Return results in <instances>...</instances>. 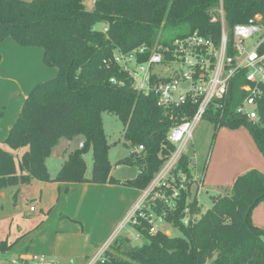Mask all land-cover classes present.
<instances>
[{
  "label": "trees",
  "instance_id": "obj_1",
  "mask_svg": "<svg viewBox=\"0 0 264 264\" xmlns=\"http://www.w3.org/2000/svg\"><path fill=\"white\" fill-rule=\"evenodd\" d=\"M85 1L0 0V42L9 37L20 47H38L43 64L56 70L53 78L31 87L3 141L10 151L25 149L17 165L14 155L0 147V191L32 180L145 190L175 149L166 139L169 129L182 117L189 119L197 105L156 107L153 99L132 90L128 75L112 62L113 55L140 46L169 45L192 33L217 46L221 24L211 19L219 7L229 53L235 25L257 16L264 27V0H95L90 11ZM167 32L173 37L162 41ZM257 111L255 123L231 113L220 121L209 117L212 137L221 126H245L264 158V89ZM104 113L116 116L123 126V142L131 156L121 161L140 167L133 179L121 181L110 174ZM76 136L83 138L82 147L69 152L50 179L45 159L51 149L60 138ZM138 146L143 149L137 151ZM88 147L92 168L86 178L83 156ZM190 161L182 155L174 174L183 173L190 180ZM196 191L190 181L173 206L150 201V210L178 236L160 230L152 234L151 226L141 221L135 229L144 243L137 247L128 238H114L104 251L106 264H264V231L251 222L252 210L264 200V174L252 169L238 176L224 195L210 197L212 206L202 214ZM9 248L0 242V253Z\"/></svg>",
  "mask_w": 264,
  "mask_h": 264
},
{
  "label": "rangeland",
  "instance_id": "obj_2",
  "mask_svg": "<svg viewBox=\"0 0 264 264\" xmlns=\"http://www.w3.org/2000/svg\"><path fill=\"white\" fill-rule=\"evenodd\" d=\"M94 1L95 0L85 1L84 5L86 10H92ZM172 37L173 34L167 32L162 34L161 40L167 41ZM11 41L12 40L9 37H6L0 42V147L5 151L10 150L5 144H3V141L6 138L10 127L17 119L22 103L31 87L38 82L49 80L56 75V70L54 68L47 67L43 64L40 48L30 46L20 47L12 41V43L16 45L14 46L15 49H13L10 46L12 45ZM252 43L253 41H246L244 45L247 49H250ZM23 51H28L30 54L28 55ZM238 87L239 82H236L233 85L232 90L234 97L233 105L242 101ZM102 128L109 145L107 158L111 166V176L121 181L135 178L140 167L134 162L129 164L121 161L122 159L131 156V148L126 146L123 142V126L121 122L116 116L104 113L102 115ZM213 130L212 122L208 118H202L195 125L191 139L183 150V154L191 158L194 162L192 167L195 177L201 178V170L203 166L205 164L209 165L210 159L212 158L213 160L217 159L218 163L225 168V171L239 165L241 161H246L248 164L254 161V154L246 142L247 137L251 139L250 141L253 143V147H256V145L251 138L249 130L245 126H241L238 129H229L228 127L221 126L216 130L214 137H212ZM81 143H83V138L81 136L73 137L70 140L67 138H60L58 140L56 145L51 149L50 155L45 159L46 171L50 179H53L56 176L64 159L67 158V154L79 149ZM24 150L25 149H20L16 152L10 151L14 155L16 165L17 158H19ZM83 158L86 164L85 176L88 178L92 168V149L90 147L86 149ZM34 181L38 183L37 180ZM35 182L29 185L10 187L14 189L9 193L15 194V189H19V191L12 199H10V195L6 197L3 205L4 208L2 210L4 215L11 214L12 212L10 210L14 208L15 212L25 214L31 202H33L32 204L40 203L41 206H43V204H49V207H47L51 208L49 215L40 213V210L36 212V214H31L36 216L42 215L43 219H46L47 217L48 221L43 224H37L38 226L28 233L26 242V247H28V249L25 248L26 250L20 255H26L27 257L30 256L34 262L40 256H46L44 251L49 249V242H43V236H45L43 233L48 232V238L52 236L51 231L54 226L53 223L55 219H58L59 214L57 213V210L61 209L63 203L67 201L68 198L73 199V197H77V190L75 188L69 187V190L67 191L66 187L61 186L59 183L41 182V184L46 187L42 191V199L39 200L35 197L38 189L37 184H34ZM48 187L51 188V190H48ZM111 187H113V190H105L103 188L96 190L97 188H93L92 194H90L89 199L86 200V236L99 233L102 235L101 240L105 241L111 233H113L115 234L113 235L114 237L111 236L108 242H111L114 238L125 237L131 241V245L139 247L144 243V240L139 236L138 231L129 225H126L121 229L119 227L124 219L123 216L125 215V212L132 202L134 206L143 191L133 190L122 186ZM59 188L61 192L58 193ZM132 191H135L138 196L135 201L131 198ZM194 191L195 189L191 187V192ZM225 192L226 191L220 195H224ZM215 194L216 191L213 190H209V193L207 194L205 190L199 189L197 194V204L200 208L201 214L212 206L210 196H216ZM34 198H37L35 199L36 201ZM52 199L53 201H51ZM34 201L36 203H34ZM262 202H260L252 212L258 208ZM52 206H54V209H52ZM32 208L34 209V207ZM261 216L263 218L262 226H264V213ZM102 220L103 222H101ZM252 224L254 225L255 223L253 222ZM155 228L164 233L168 232L172 237L179 235L176 230L171 229L163 221L159 225H155ZM261 230L264 231V228ZM262 240L264 241V235L262 236ZM91 245L96 247V243H91ZM99 248H97L95 251L96 253L93 256L99 252ZM1 253L3 254V252ZM12 260L15 261V263H12ZM70 261L74 264L78 262L73 258L58 262L60 264H70ZM7 264L29 263L18 261V257L11 256Z\"/></svg>",
  "mask_w": 264,
  "mask_h": 264
},
{
  "label": "built area",
  "instance_id": "obj_3",
  "mask_svg": "<svg viewBox=\"0 0 264 264\" xmlns=\"http://www.w3.org/2000/svg\"><path fill=\"white\" fill-rule=\"evenodd\" d=\"M216 15L211 22L219 20L221 24V39L217 46L211 39L192 33L175 38L169 45L157 44L152 49L140 46L130 52L113 55L112 62L128 75L132 90L153 99L156 107L169 110L187 103L197 105L189 119L182 117L179 124L169 129L166 139L175 149L143 190L120 229L126 225L135 228L145 221L151 226L150 233H155L158 230L155 225L163 220L150 210V201L157 199L173 206L180 191L186 190V184L192 181L198 185L195 184L198 178L189 180L185 174L174 172L195 125L202 118L213 119L214 116L220 121L231 113L248 123L259 119L257 109L264 89V27L257 16L235 25L229 53L221 7ZM246 41H253L250 49L245 47ZM236 82H239L242 101L233 105L232 90ZM118 84L122 85V82ZM142 149L138 146L137 151ZM199 189L200 185L196 196ZM33 210L30 207V211ZM110 243L84 264H106L104 251ZM36 261L43 263L44 258L40 256Z\"/></svg>",
  "mask_w": 264,
  "mask_h": 264
},
{
  "label": "crops",
  "instance_id": "obj_4",
  "mask_svg": "<svg viewBox=\"0 0 264 264\" xmlns=\"http://www.w3.org/2000/svg\"><path fill=\"white\" fill-rule=\"evenodd\" d=\"M11 44H12L10 45L11 48L15 49L14 46L16 45L12 43V41ZM23 52L27 53L28 55L30 54L28 51H23ZM250 140L251 139L247 137L246 139L247 145L249 146L250 150L253 152L255 157L252 163L248 164L246 163V161L245 162L241 161L239 165L231 169L229 168L227 171H225V168H223L221 164L218 163V160L217 159L213 160L212 158L210 159L209 165L205 164L206 166L205 165L203 166L201 170V178H198V181L195 184L200 185V189L205 190L207 194L209 193V190H213L216 191L215 195H218V194H222L224 191L230 190L235 179L249 170L255 169L261 172L262 174H264V158L262 157L258 149L256 147H253L254 145ZM189 159L192 161L191 158ZM193 165L194 162L192 161V165H190L191 175L193 179H196L197 177H195L193 173V167H192ZM33 182L35 181L32 180L30 184H33ZM34 184H37V188H38L35 197L41 200L42 191L46 186L41 184V182L39 181L38 183L35 182ZM59 184L63 187H66L67 191L69 190V187L75 188L77 190V197H73V199L68 198V200L63 203L61 209L57 210V213L59 214H58V219H55L53 223L54 226L51 231L52 236L48 238V232L43 233L45 234V236H43V242L46 243L49 242L48 243L49 249L47 251H44L46 253V256H41L44 258L43 263H39L37 261L34 262L33 259L30 258V256L27 257L26 255L24 256H20V255H22V253L26 249H28V247H26L28 233H30L31 230L35 229L38 226L37 224L40 223L43 224L48 221L47 217L46 219L45 218L43 219L42 215L36 216L31 214H36V212L40 210L39 211L40 213L49 215L51 211L50 210L51 208H47L49 207V204L48 205L43 204V206H41L40 203L32 204L33 202H31L25 214L20 212H15V208H14L10 210L12 212L11 214L9 213L7 215H4L2 210L4 208L3 205L6 197L10 195L11 196L10 199L14 198L17 192L19 191V189H15L16 190L15 194L9 193L14 188H6L0 191V242H5L7 246L10 245V248L7 251H4L3 254L0 253V264H7L11 256L18 257V261L28 262L29 264H60L58 261L62 262L72 258L78 261L76 264H84L89 260L88 258H90L96 253L95 251L97 250V248L100 247L99 249H101L105 247L106 244L110 243V241L108 242V240L111 236L115 235L113 233H111V235L105 241L101 240L102 235L99 233H97L96 235L91 234L89 236H86V230H87L86 200L89 199V195L92 194L93 188L95 189L97 188L96 190L101 188L105 190H109V189L113 190V187L111 186H115V185H108V184L97 185L90 183H82V184L59 183ZM48 190H51V188L48 187ZM59 192H61L60 188L58 189V193ZM137 197H138L137 193L135 191H132L131 193L132 200L135 201ZM37 198H34V200ZM35 201L34 203H36ZM51 201H53V199ZM30 207H34V210L30 211ZM132 207H133V202L125 212V215L123 216L124 219L130 212ZM52 209H54V206H52ZM263 213H264V201L251 214V222L252 223L254 222L255 223L254 226L260 229L264 228V226H262L263 218L261 216ZM101 222H103V220ZM167 233L168 232H166V234ZM91 243H96V247H93ZM12 263H15V261L12 260ZM70 264H74V263L70 261Z\"/></svg>",
  "mask_w": 264,
  "mask_h": 264
},
{
  "label": "water",
  "instance_id": "obj_5",
  "mask_svg": "<svg viewBox=\"0 0 264 264\" xmlns=\"http://www.w3.org/2000/svg\"><path fill=\"white\" fill-rule=\"evenodd\" d=\"M167 235H168V233H167Z\"/></svg>",
  "mask_w": 264,
  "mask_h": 264
}]
</instances>
